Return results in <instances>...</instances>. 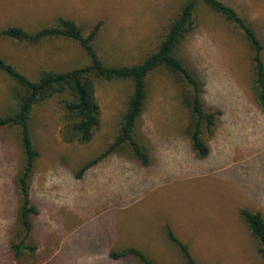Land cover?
<instances>
[{
	"label": "rangeland",
	"instance_id": "rangeland-1",
	"mask_svg": "<svg viewBox=\"0 0 264 264\" xmlns=\"http://www.w3.org/2000/svg\"><path fill=\"white\" fill-rule=\"evenodd\" d=\"M186 1L0 0V28L16 25L35 31L65 17L87 31L100 21L94 44L100 59L106 64H135L158 47ZM222 1L264 39V0ZM175 54L189 71L201 75L204 108L220 111L213 135H204L210 155L196 158L190 147L184 133L188 116L178 100L177 79L162 69L151 73L135 137L153 148L151 158L159 155L168 165L174 164L176 179L169 185L174 192L148 196L134 208L96 215V210L113 201L108 197L117 195L119 188L126 190L119 180L124 169L120 160L127 156L112 155L114 167L93 166L79 179L75 174L115 138L131 84L96 81L99 126L86 144L60 139L59 98L36 105L29 128L39 155L29 184L32 202L39 209L34 218L37 252L20 262L9 258V231L17 221L13 176L22 166L23 154L19 130L6 128L0 139V264H141L108 255L110 250L133 245L154 264H185L164 227H171L201 264H264L238 214L246 207L261 210L264 216V113L252 85L251 51L242 32L199 1L193 28ZM0 57L33 80L42 70L88 63L76 43L60 39L30 45L0 37ZM12 86L13 81L0 72V115H6L13 104ZM160 146H168L167 151L157 153ZM127 167L125 174L138 170L132 162ZM104 171L107 177L99 175Z\"/></svg>",
	"mask_w": 264,
	"mask_h": 264
},
{
	"label": "trees",
	"instance_id": "trees-1",
	"mask_svg": "<svg viewBox=\"0 0 264 264\" xmlns=\"http://www.w3.org/2000/svg\"><path fill=\"white\" fill-rule=\"evenodd\" d=\"M201 1L210 10L223 16L242 34L251 51L252 85L258 108L264 113V39L252 26L243 20L234 8L222 0H188L181 5L176 18L170 23L158 47L135 64H106L98 56L94 44L100 32L101 22L93 24L87 31L84 26L71 18L58 17L50 25L35 31L21 26L0 28V37L30 45L49 40H69L78 45L87 56L88 63L67 70H42L36 79L23 74L11 63L0 57V72L12 81L13 104L6 115H0V133L16 127L20 134V147L23 154L21 168L13 176L17 194L16 224L9 231L7 250L14 262L33 258L37 252L34 238V218L39 214L32 202L29 179L38 151L34 147L29 119L33 108L47 100L59 98L63 107L60 139L65 143H88L99 126V105L95 88L97 80L128 81L132 92L128 97L118 132L113 141L98 155L86 162L75 174L82 178L84 173L112 154H124L129 162L139 168L150 164V152L146 145L135 137L137 123L144 111L147 100V82L151 73L165 70L173 75L179 85L178 100L187 112L185 135L196 158L205 159L210 155V147L204 135L211 136L217 127L219 110L208 111L202 99V77L189 71L175 51L179 43L193 28V14L197 2ZM0 134V139L3 138ZM119 156V155H118ZM238 214L252 237L257 254L264 262V216L261 210L242 207ZM167 239L180 253L185 264H201L188 244L180 240L171 227H164ZM144 251L137 246H128L117 251H109L114 260L136 259L141 264H154ZM33 261L30 264H37ZM218 264V263H211Z\"/></svg>",
	"mask_w": 264,
	"mask_h": 264
},
{
	"label": "crops",
	"instance_id": "crops-1",
	"mask_svg": "<svg viewBox=\"0 0 264 264\" xmlns=\"http://www.w3.org/2000/svg\"><path fill=\"white\" fill-rule=\"evenodd\" d=\"M149 152L152 151V147H147ZM157 153L166 152L168 146L165 148L163 146L158 147ZM173 151L174 149L171 148ZM116 155V154H112ZM112 155L106 157L104 160L100 161L95 165L100 166L102 164H109L110 168L114 167V161L111 158ZM159 158V159H158ZM157 162V165L154 166ZM120 163H124V169L120 173V183H125L127 185L126 190L121 188L118 189L117 195L114 197H108V199L113 200L112 202H108L105 207L101 208V210H96V215L101 214V211L107 210V212L111 210H121L125 208H131L137 206V204L147 198L148 196L159 195L162 197L165 194H173L174 190L171 189V183L174 182L176 175L174 164H167L166 161H162L160 156L156 158H151L150 164L145 168H138L135 173L129 172L125 174V169L129 168V161L127 159L121 157ZM169 163V162H168ZM153 167V168H150ZM157 167V168H154ZM109 169V168H108ZM169 169V170H168ZM105 173V174H104ZM132 173V174H130ZM104 174V175H103ZM102 176H106V171L99 174ZM170 181V182H169ZM177 182H183L177 180ZM168 184V185H167ZM170 185V186H169ZM187 193V192H186ZM138 196V197H137ZM137 197V198H135ZM134 213V212H133ZM162 224L165 223V220L161 221Z\"/></svg>",
	"mask_w": 264,
	"mask_h": 264
}]
</instances>
